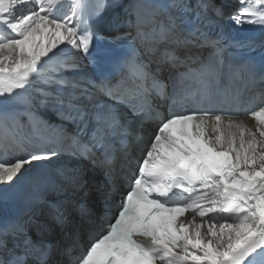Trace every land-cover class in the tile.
<instances>
[{
	"label": "snow or ice",
	"instance_id": "6c2138e0",
	"mask_svg": "<svg viewBox=\"0 0 264 264\" xmlns=\"http://www.w3.org/2000/svg\"><path fill=\"white\" fill-rule=\"evenodd\" d=\"M236 3L0 0V187L52 221L0 224V264H264V0Z\"/></svg>",
	"mask_w": 264,
	"mask_h": 264
},
{
	"label": "bare ground",
	"instance_id": "6f19581e",
	"mask_svg": "<svg viewBox=\"0 0 264 264\" xmlns=\"http://www.w3.org/2000/svg\"><path fill=\"white\" fill-rule=\"evenodd\" d=\"M82 65H83L84 69L86 70L85 63H84L83 59H82ZM61 159L66 160L68 158L67 157H61ZM73 163H75V161H73ZM85 193H87V194H85ZM95 196H96V194L94 193V191L88 189L87 191L81 192L79 194V202L80 203H87V202L89 203V201H92L93 199H95V201H97L98 198H95ZM48 199L49 200L54 199L53 195L49 194ZM48 211L49 210L47 208V205H41L38 208L34 209L32 212H30L28 216H32L33 219H36L40 222H44V223L51 225L52 221H51V217L48 214ZM71 215H72V217H75V218L80 217L78 215V213L75 211H72ZM28 216L26 217V219L28 218ZM54 232H58V228H55Z\"/></svg>",
	"mask_w": 264,
	"mask_h": 264
}]
</instances>
